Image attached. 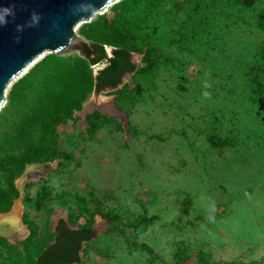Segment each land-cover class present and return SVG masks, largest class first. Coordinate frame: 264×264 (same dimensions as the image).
<instances>
[{
  "label": "rangeland",
  "instance_id": "obj_1",
  "mask_svg": "<svg viewBox=\"0 0 264 264\" xmlns=\"http://www.w3.org/2000/svg\"><path fill=\"white\" fill-rule=\"evenodd\" d=\"M75 30L109 53L128 47L138 67L88 92L56 124L55 156L15 176L0 264L35 261L55 213L97 231L73 264H264V0H119ZM52 54L7 87L2 166L11 148L49 137L62 85L52 64L15 104L9 92ZM60 56L74 63V85L89 82L82 56Z\"/></svg>",
  "mask_w": 264,
  "mask_h": 264
},
{
  "label": "trees",
  "instance_id": "obj_2",
  "mask_svg": "<svg viewBox=\"0 0 264 264\" xmlns=\"http://www.w3.org/2000/svg\"><path fill=\"white\" fill-rule=\"evenodd\" d=\"M90 40L94 48V57L84 58L89 64L88 71H90V77L88 83L80 82L74 85V63L68 62L59 54H52L36 63L32 70L26 74V78L16 82L12 86L9 92L10 105L15 104L21 97L25 96L27 85L24 84L28 83L31 78L36 79L42 76L46 72L45 66L48 63H51L52 66L47 71L51 73L53 78H58L62 82L60 88L51 86L52 92L54 91V104L43 127L47 131V134H49L48 139L43 140V142L39 141L37 149L26 143H23V147L27 146V149L24 151L16 150L22 148H11L12 152L7 154L9 158L4 162L3 166L0 165V172H4V174L0 175V211L6 209L13 199L15 195L13 180L22 171L24 166L31 161L48 160L55 156L54 131L56 124L63 118L71 117L74 111L81 107L88 92L92 90L101 92L107 87L117 88L125 74L137 70L138 65L133 62L132 52L128 47L117 46L109 53L104 43ZM102 62L105 65L93 75L90 66ZM78 64L75 63L76 66ZM222 146H227V143H222ZM5 172H7L6 176ZM113 222L112 220L111 223ZM96 236L97 231L92 225L86 224L78 228H71L65 219L60 218L56 225L52 242L42 250L35 261L27 264H68L80 262L83 243L92 240Z\"/></svg>",
  "mask_w": 264,
  "mask_h": 264
},
{
  "label": "water",
  "instance_id": "obj_3",
  "mask_svg": "<svg viewBox=\"0 0 264 264\" xmlns=\"http://www.w3.org/2000/svg\"><path fill=\"white\" fill-rule=\"evenodd\" d=\"M118 1L0 0V17L4 20L0 23V109L6 100L8 85L45 51L59 55L76 52L83 58H93L92 41L78 34L75 26ZM111 89L114 88L104 90ZM59 218V213L52 217L54 231ZM64 219L71 228L79 227L70 221L68 214ZM3 231L0 225V233Z\"/></svg>",
  "mask_w": 264,
  "mask_h": 264
},
{
  "label": "bare ground",
  "instance_id": "obj_4",
  "mask_svg": "<svg viewBox=\"0 0 264 264\" xmlns=\"http://www.w3.org/2000/svg\"><path fill=\"white\" fill-rule=\"evenodd\" d=\"M110 5H111V4H110ZM110 5H109V6H110ZM42 54H43V53H42ZM42 54H41L40 56H42ZM38 58H39V57H37V58H36L31 64H29V65L25 68V70H24L22 73H25V72L28 70V67L31 66V65H33V64L36 62V60H37ZM22 73H21V74H22Z\"/></svg>",
  "mask_w": 264,
  "mask_h": 264
},
{
  "label": "clouds",
  "instance_id": "obj_5",
  "mask_svg": "<svg viewBox=\"0 0 264 264\" xmlns=\"http://www.w3.org/2000/svg\"><path fill=\"white\" fill-rule=\"evenodd\" d=\"M9 14H10V13H9ZM3 22H4L3 18L0 17V23H3Z\"/></svg>",
  "mask_w": 264,
  "mask_h": 264
}]
</instances>
